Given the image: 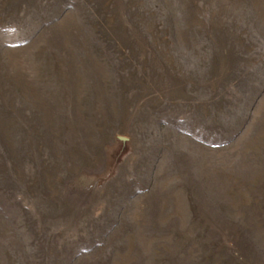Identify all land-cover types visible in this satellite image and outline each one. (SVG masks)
<instances>
[{"label":"rangeland","instance_id":"rangeland-1","mask_svg":"<svg viewBox=\"0 0 264 264\" xmlns=\"http://www.w3.org/2000/svg\"><path fill=\"white\" fill-rule=\"evenodd\" d=\"M0 264H264V0H0Z\"/></svg>","mask_w":264,"mask_h":264}]
</instances>
